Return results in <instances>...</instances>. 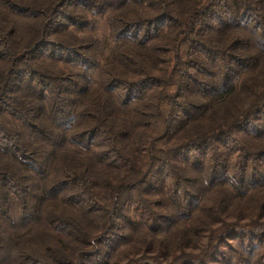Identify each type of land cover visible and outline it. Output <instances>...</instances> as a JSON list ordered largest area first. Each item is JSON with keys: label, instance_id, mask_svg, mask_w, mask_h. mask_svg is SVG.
Wrapping results in <instances>:
<instances>
[{"label": "trees", "instance_id": "obj_1", "mask_svg": "<svg viewBox=\"0 0 264 264\" xmlns=\"http://www.w3.org/2000/svg\"><path fill=\"white\" fill-rule=\"evenodd\" d=\"M261 213L264 0H0V264H264Z\"/></svg>", "mask_w": 264, "mask_h": 264}, {"label": "rangeland", "instance_id": "obj_2", "mask_svg": "<svg viewBox=\"0 0 264 264\" xmlns=\"http://www.w3.org/2000/svg\"><path fill=\"white\" fill-rule=\"evenodd\" d=\"M91 17L94 20L95 25L91 28H87L85 31H83V33L91 34L100 40L101 48L99 52V60L102 63H105L108 59H111L113 57L114 51H116L117 48V41L114 38L112 28L107 18L98 14L91 15ZM91 78H92V87L97 86L99 80V73H97V71L91 72ZM262 217H264V214L262 215ZM244 221L246 222L249 221V218L244 219ZM228 251L229 249H227L226 247L227 254ZM121 257L123 258V262H126L129 259L127 254H124ZM132 257L134 256L132 255ZM163 262L166 263L165 261Z\"/></svg>", "mask_w": 264, "mask_h": 264}]
</instances>
